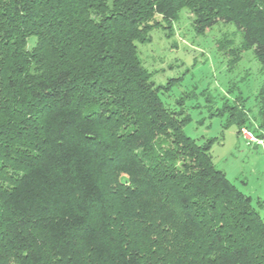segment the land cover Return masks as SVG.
<instances>
[{"label":"trees","instance_id":"trees-1","mask_svg":"<svg viewBox=\"0 0 264 264\" xmlns=\"http://www.w3.org/2000/svg\"><path fill=\"white\" fill-rule=\"evenodd\" d=\"M177 1L0 0L20 117L0 126V264H264V217L214 168L210 142L183 133L188 116L137 51ZM257 20L236 26L264 75ZM255 103L264 127V82ZM170 132L177 150L154 152Z\"/></svg>","mask_w":264,"mask_h":264},{"label":"rangeland","instance_id":"rangeland-1","mask_svg":"<svg viewBox=\"0 0 264 264\" xmlns=\"http://www.w3.org/2000/svg\"><path fill=\"white\" fill-rule=\"evenodd\" d=\"M257 19L264 21L263 0H178L175 17H155L136 46L152 82L160 88L162 102L188 116L183 133L198 144L210 142L214 168L250 197L252 207L264 217V206L258 204L264 200V127L257 120L255 103L264 75L236 26L237 21L240 26L247 22L257 26ZM258 28L264 38V23ZM34 44L35 39H29L23 52ZM5 60H0V126L9 119L18 124L20 118L12 111L5 78L9 74L5 68L11 64ZM243 131L253 139H244ZM172 140V132L159 135L154 152H175ZM170 259L181 264L177 254Z\"/></svg>","mask_w":264,"mask_h":264},{"label":"built area","instance_id":"built-area-1","mask_svg":"<svg viewBox=\"0 0 264 264\" xmlns=\"http://www.w3.org/2000/svg\"><path fill=\"white\" fill-rule=\"evenodd\" d=\"M243 134H244V135L246 134V136H247V138H245V136H244V139H247V140H248V139H251V140L253 139V136L251 135V133H249V132H246V133H245V131H243Z\"/></svg>","mask_w":264,"mask_h":264}]
</instances>
